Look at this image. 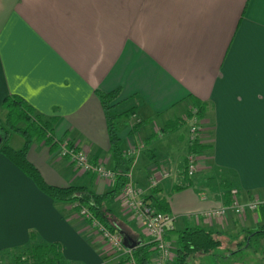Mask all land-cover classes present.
I'll use <instances>...</instances> for the list:
<instances>
[{
	"label": "crops",
	"instance_id": "0c3cea01",
	"mask_svg": "<svg viewBox=\"0 0 264 264\" xmlns=\"http://www.w3.org/2000/svg\"><path fill=\"white\" fill-rule=\"evenodd\" d=\"M97 93H116L111 111L122 114L113 127L131 160L126 182L167 203L172 258L165 264H173L177 232L190 226L220 240L241 238L235 249L264 244V205L240 217L227 209L231 191L241 205L264 196V0H0V104L19 97L53 123L55 144L67 141L111 170ZM191 108L203 147L195 151L205 159L189 178L186 156L194 152L188 127L181 130ZM55 152L38 141L26 152L47 185L82 186L98 196L111 189ZM160 171L168 176L152 190L149 177ZM225 180L232 188L224 189ZM120 196L121 189L102 202L111 231L129 244L147 243ZM219 209L228 210L223 220L202 218ZM76 213L0 155V251L24 245L34 230L74 264H124Z\"/></svg>",
	"mask_w": 264,
	"mask_h": 264
},
{
	"label": "trees",
	"instance_id": "16d2710c",
	"mask_svg": "<svg viewBox=\"0 0 264 264\" xmlns=\"http://www.w3.org/2000/svg\"><path fill=\"white\" fill-rule=\"evenodd\" d=\"M116 93H97L101 109L105 118V128L109 144L111 171L114 173L112 187L103 195H95L82 186H69L57 188L47 185L37 170L26 160V152L33 141L43 143L50 150L56 148L52 137V125L50 120L37 115L23 100L14 95L2 99L0 108L3 116L0 119V155L7 159L16 169L28 178L35 188L54 203L70 204L73 211L85 207L89 213L109 232L111 231L106 219L108 210L103 209L102 202L112 198L126 183L127 174L131 160L124 158L120 150V139L117 137L113 121L122 113L114 114L111 111V102L115 99ZM197 117L199 119L198 111ZM10 135L21 137L23 144L20 149L13 150L8 145ZM195 150H202L199 144L190 147ZM196 148V149H195ZM185 170V169H184ZM223 177V176H222ZM227 185L224 189L232 188L230 180H225ZM155 188H152V190ZM154 192V191H152ZM229 191L224 193L228 194ZM144 201L150 205L156 213L167 214V203L164 200H156L152 194L144 196ZM153 198V199H152ZM260 232L249 233L257 235ZM118 234V233H117ZM122 244L130 245L124 234L120 235ZM130 249L135 264H149L150 256L153 254L151 244L145 241H134ZM177 247L174 252L173 264H185L187 258L193 254H207L221 246L218 233H212L198 226H190L177 232ZM129 249V248H128ZM239 252V248L233 253ZM0 264H74L65 260L62 256L61 247L57 243H47L40 239L34 230H28L27 241L24 245L4 249L0 251Z\"/></svg>",
	"mask_w": 264,
	"mask_h": 264
},
{
	"label": "built area",
	"instance_id": "2783aa9c",
	"mask_svg": "<svg viewBox=\"0 0 264 264\" xmlns=\"http://www.w3.org/2000/svg\"><path fill=\"white\" fill-rule=\"evenodd\" d=\"M184 122L188 123L187 142L189 146L199 144L201 139V126L197 117V110L191 108L188 115L183 118ZM134 152V151H132ZM56 157L66 160L74 172L79 175H93L98 180L106 183H112L114 173L106 168L102 163H90L86 153L83 150L77 149L67 141L56 142ZM198 159L193 153L186 156L185 173L187 177L193 176L197 170ZM168 174L161 171L156 176L150 175V188L157 187L162 180L166 179ZM230 202L227 209L236 216H242L245 211L256 213L258 206L264 205V196L262 200L253 199L246 205H241L236 199V192L231 191ZM143 194L129 182H126L121 188V204L123 210L129 214L131 220L141 229L147 237L148 243L151 244L153 257L150 264H165L171 260L169 246L164 240V234L171 229L172 218L167 214L156 213L153 208L148 205L143 198ZM227 209H219L205 212L202 214L203 219H224L227 214ZM77 217L81 219L87 230L99 239L101 243H106L111 250V253L123 258L124 264H135L131 255L130 249L123 246L120 235L109 232L101 225L85 207L78 209ZM198 221V216H194Z\"/></svg>",
	"mask_w": 264,
	"mask_h": 264
},
{
	"label": "rangeland",
	"instance_id": "374dc122",
	"mask_svg": "<svg viewBox=\"0 0 264 264\" xmlns=\"http://www.w3.org/2000/svg\"><path fill=\"white\" fill-rule=\"evenodd\" d=\"M186 123L183 124L182 126L183 129L181 131H184L188 127V123L187 124ZM8 144L10 148L16 150L21 147L22 139L21 137L17 135H10ZM193 155L196 156L198 160L202 159V158L201 159L199 158L200 156H202L200 155V153H194ZM156 175L157 174H155L154 176ZM112 199L109 200V203L110 201H112ZM237 239L238 238H234V239L228 238L227 239L223 237L221 239L220 247L214 249L209 255L204 256V258H198V257L191 258L192 256H189L187 258L189 260L187 261V264H264V244H260L256 248L254 244L249 245L248 243H246L247 246L242 245L241 247H239V252L233 253L238 248L237 247L235 249L236 247L235 242L238 240L239 241L241 240V238H239L238 240ZM102 244L107 246L109 255L118 257V255L111 253V250L109 249L106 243H102ZM172 246L174 247V245ZM172 246H170V248H173ZM254 247H255V250H254ZM197 254H200V253H197Z\"/></svg>",
	"mask_w": 264,
	"mask_h": 264
},
{
	"label": "water",
	"instance_id": "95a60500",
	"mask_svg": "<svg viewBox=\"0 0 264 264\" xmlns=\"http://www.w3.org/2000/svg\"><path fill=\"white\" fill-rule=\"evenodd\" d=\"M123 246H126V244L123 243ZM127 248L132 249L133 248V244L128 245Z\"/></svg>",
	"mask_w": 264,
	"mask_h": 264
}]
</instances>
